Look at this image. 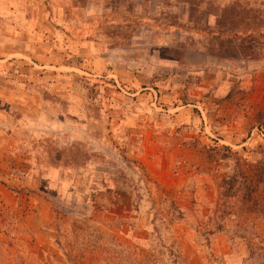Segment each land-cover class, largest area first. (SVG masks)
I'll use <instances>...</instances> for the list:
<instances>
[{
	"label": "rangeland",
	"instance_id": "374dc122",
	"mask_svg": "<svg viewBox=\"0 0 264 264\" xmlns=\"http://www.w3.org/2000/svg\"><path fill=\"white\" fill-rule=\"evenodd\" d=\"M0 264H264V0H0Z\"/></svg>",
	"mask_w": 264,
	"mask_h": 264
}]
</instances>
